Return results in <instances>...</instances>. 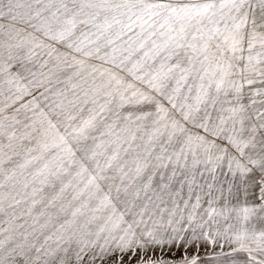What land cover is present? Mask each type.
Listing matches in <instances>:
<instances>
[{
    "label": "snow or ice",
    "instance_id": "6c2138e0",
    "mask_svg": "<svg viewBox=\"0 0 264 264\" xmlns=\"http://www.w3.org/2000/svg\"><path fill=\"white\" fill-rule=\"evenodd\" d=\"M0 264H264V0H0Z\"/></svg>",
    "mask_w": 264,
    "mask_h": 264
}]
</instances>
